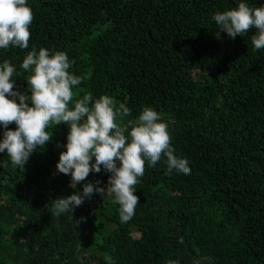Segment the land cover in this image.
I'll return each mask as SVG.
<instances>
[{"label":"trees","instance_id":"1","mask_svg":"<svg viewBox=\"0 0 264 264\" xmlns=\"http://www.w3.org/2000/svg\"><path fill=\"white\" fill-rule=\"evenodd\" d=\"M239 2L28 0L29 48L0 49L19 71L15 89L28 94L19 65L33 46L63 51L82 77L74 99L111 96L129 109L122 124L155 109L191 171L145 164L127 223L106 193L57 217L54 199L105 187L109 174L72 188L55 168L68 126H50L24 167L0 153V264H264V49L253 50L255 29L233 40L212 20Z\"/></svg>","mask_w":264,"mask_h":264},{"label":"clouds","instance_id":"2","mask_svg":"<svg viewBox=\"0 0 264 264\" xmlns=\"http://www.w3.org/2000/svg\"><path fill=\"white\" fill-rule=\"evenodd\" d=\"M212 20L219 34L226 33L233 40L255 29L253 50L264 49V5L251 7L247 0H240L234 8L215 12ZM32 21L28 0H0V49L29 48ZM72 64L63 51L50 53L43 47L37 51L33 46L19 65L29 73L25 94L14 87V77L19 76L15 65L0 61V153H6L14 166L24 167L31 154L51 140L50 126L67 125L65 150L59 154L56 171L70 175L72 188L90 173L103 170L109 175L105 187L99 180L88 181L82 191L54 199L53 214H72L94 194L106 193L118 205L120 222L127 223L135 214L139 198L134 193L145 164L155 167L164 157L166 174L189 175V161L174 154L168 123L155 109L144 107L135 120L122 124L129 109L123 103L117 105L111 96L94 100L89 92L74 99L82 77L70 71ZM12 123L14 129L9 128ZM193 264L202 261L196 259Z\"/></svg>","mask_w":264,"mask_h":264},{"label":"rangeland","instance_id":"3","mask_svg":"<svg viewBox=\"0 0 264 264\" xmlns=\"http://www.w3.org/2000/svg\"><path fill=\"white\" fill-rule=\"evenodd\" d=\"M121 123V122H120ZM107 185V184H106Z\"/></svg>","mask_w":264,"mask_h":264}]
</instances>
